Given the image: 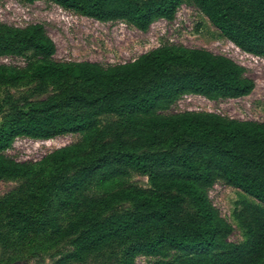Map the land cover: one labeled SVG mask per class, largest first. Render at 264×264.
<instances>
[{"label": "trees", "instance_id": "1", "mask_svg": "<svg viewBox=\"0 0 264 264\" xmlns=\"http://www.w3.org/2000/svg\"><path fill=\"white\" fill-rule=\"evenodd\" d=\"M32 3L36 0H23ZM101 22L121 20L146 31L173 19L183 0H49ZM242 51L264 55V0H187ZM56 46L42 24L0 25V53L25 55L23 66L0 65V82L31 77L54 85L46 100L12 106L0 126V179L36 178L19 208L5 214L23 235L49 231L70 239L67 259L83 261L124 247L122 264L136 256L167 259L155 264H264V122L210 111L160 114L161 103L184 94L209 99L249 95L254 81L232 58L199 47L162 45L132 61L106 67L88 60L57 61ZM120 119L100 129L98 118ZM67 133L82 140L57 148L37 163L4 153L13 139H50ZM71 171V172H70ZM130 171L149 187L126 185ZM70 173V174H69ZM255 201L240 202L235 218L246 232L228 240L232 226L208 196L218 181ZM118 187L98 196V183ZM71 216L61 225L53 199ZM127 201L124 212L114 207Z\"/></svg>", "mask_w": 264, "mask_h": 264}, {"label": "rangeland", "instance_id": "2", "mask_svg": "<svg viewBox=\"0 0 264 264\" xmlns=\"http://www.w3.org/2000/svg\"><path fill=\"white\" fill-rule=\"evenodd\" d=\"M31 23L42 24L47 35L53 40L57 61L96 62L103 67L132 61L155 47H199L213 53L232 58L245 68L246 75L254 81L249 95L240 98L209 99L197 94H184L168 103H161L160 114H174L185 111H210L223 116L264 122V55H253L242 51L208 20L191 2L183 0L171 20L159 19L141 31L126 21L101 22L82 16L73 10L63 8L49 0L27 3L23 0H0V25L22 27ZM25 55L0 53V65L23 66ZM35 78L27 77L15 85L0 82V126L14 114L12 106H26L28 103L42 102L57 88ZM120 119L115 114H105L98 118L102 129L111 121ZM83 134L67 133L50 139L15 137L4 153L20 161L37 163L49 152L82 140ZM71 172V171H70ZM70 174V173H69ZM126 185L147 188L149 182L143 173L130 171L123 181ZM120 182L92 184L87 193L92 196L105 194L118 187ZM38 180L32 178L0 179V264H122L124 247L90 254L83 261L67 259L73 251L70 239L59 238L49 233L34 237L23 235L20 227L8 224L5 214L12 205L19 208L27 202V197L37 187ZM212 204L231 226L228 240L241 243L246 232L241 228L235 213L242 201H255L238 188L218 180L209 190ZM131 208L127 201L118 203L113 211L124 212ZM53 211L61 225L70 219V212L61 208L58 199H53ZM175 255L167 259L136 256L133 264H155L159 260L171 262Z\"/></svg>", "mask_w": 264, "mask_h": 264}]
</instances>
